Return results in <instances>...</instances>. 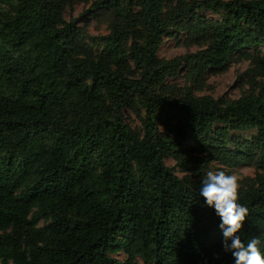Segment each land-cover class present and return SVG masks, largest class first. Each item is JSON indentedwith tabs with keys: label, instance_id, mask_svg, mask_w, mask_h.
<instances>
[{
	"label": "trees",
	"instance_id": "obj_1",
	"mask_svg": "<svg viewBox=\"0 0 264 264\" xmlns=\"http://www.w3.org/2000/svg\"><path fill=\"white\" fill-rule=\"evenodd\" d=\"M80 2L0 0V264H233L199 190L211 162L254 165L240 235L264 241V86L194 93L233 62L264 77V0H96L84 13L107 23L96 57L65 18ZM183 33L199 50L160 59ZM183 65L189 85L170 87ZM190 139L200 156L178 150Z\"/></svg>",
	"mask_w": 264,
	"mask_h": 264
},
{
	"label": "rangeland",
	"instance_id": "obj_2",
	"mask_svg": "<svg viewBox=\"0 0 264 264\" xmlns=\"http://www.w3.org/2000/svg\"><path fill=\"white\" fill-rule=\"evenodd\" d=\"M87 1L88 3H76L71 10L66 12L65 18L66 20L77 19L78 25L81 26L83 32L86 33V35L84 34V43L88 47L89 56L96 57L101 50V44L97 42L96 39L97 37L106 35L108 33V28L105 20L97 21L88 14L84 15L91 3L96 0ZM10 7L11 5L9 4L0 6L1 11L4 10L5 12L9 11ZM204 15L209 19L217 18L211 13H204ZM86 23L89 25L85 26ZM198 50L199 48L195 44L189 43L186 40V34L183 33L179 37L172 35L164 37L158 56L160 59L164 60H174L176 58L182 59L188 54L196 53ZM180 63H183V61H180ZM185 71L186 67L183 65L180 67L179 75L176 78L167 80L170 87L176 86L182 88L189 85L188 80H186L184 76ZM247 71H250L247 78L243 77L242 79H239V77ZM262 86H264V77L258 75L257 72H254L253 66L250 65L249 60H244L231 63L229 68L224 72L209 75L194 94L197 96H212L213 98L225 96L235 100L243 94L251 92L256 93ZM126 121L134 132L139 133L141 131L142 122L140 114L131 112L127 115ZM256 134L257 131H248L237 133V136L244 140H250L256 136ZM195 147L196 142L190 139L182 143L178 150L185 151L186 157H196L199 154L197 151L192 150V148ZM165 162L179 178L191 177L192 181H198L199 178L193 175L192 172H185L181 169V166H179V163L174 156L167 158ZM204 171V178L209 171H224L226 174H235L240 182L241 188L255 184L261 176V172L257 171L255 166L251 164L229 167L218 162H211ZM112 257L119 261H122L125 258L123 252H119Z\"/></svg>",
	"mask_w": 264,
	"mask_h": 264
},
{
	"label": "clouds",
	"instance_id": "obj_3",
	"mask_svg": "<svg viewBox=\"0 0 264 264\" xmlns=\"http://www.w3.org/2000/svg\"><path fill=\"white\" fill-rule=\"evenodd\" d=\"M240 182L235 174L224 171H209L201 183L199 195L204 204L214 209L219 218L222 234V250L230 253L233 264H264V241L253 236L246 241L241 239L249 209L239 202Z\"/></svg>",
	"mask_w": 264,
	"mask_h": 264
}]
</instances>
